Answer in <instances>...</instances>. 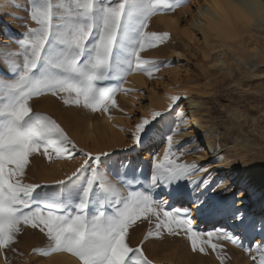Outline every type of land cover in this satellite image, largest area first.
Listing matches in <instances>:
<instances>
[{
    "label": "snow or ice",
    "instance_id": "obj_1",
    "mask_svg": "<svg viewBox=\"0 0 264 264\" xmlns=\"http://www.w3.org/2000/svg\"><path fill=\"white\" fill-rule=\"evenodd\" d=\"M186 2L28 0V19L34 26L25 24L26 31L19 36L7 25L0 27L16 45L13 49L0 44V257L4 264H12L9 252L23 256L16 245L29 229H38L45 238L44 245L32 249L33 255L63 254L74 258V264H155L146 245L167 238L186 240L193 253H216L220 264L230 259L223 243L228 242L242 248L251 264H264V218L257 220L233 209L231 230L223 225L212 230L195 226L196 216L206 211L202 189L210 184V174L201 177L200 173H207L205 166L181 159L202 148L186 149L174 140L181 124L188 130L183 112L175 111L181 94L169 95L164 112L153 110L129 133L130 147L144 148L159 135L155 124L165 114L173 116L162 137V154L149 149V172L139 169V175L131 177L130 162L121 164L123 173L114 170L108 163L112 153L94 154L78 147L56 119L33 107L35 98L50 95L64 105L107 115L109 121L114 119L113 110L124 113L118 95L139 91L124 87L128 76L142 73L154 80L161 68L171 66V61L142 56L171 39L169 31L150 30L151 21ZM209 8L229 24L233 16L264 19V0H240L230 7L212 0ZM186 143L198 140L193 136ZM38 158L50 164L77 158L82 162L63 179L28 182L26 170ZM176 199L186 203L176 206L172 203ZM144 224L147 231L132 245V232Z\"/></svg>",
    "mask_w": 264,
    "mask_h": 264
},
{
    "label": "rangeland",
    "instance_id": "obj_2",
    "mask_svg": "<svg viewBox=\"0 0 264 264\" xmlns=\"http://www.w3.org/2000/svg\"><path fill=\"white\" fill-rule=\"evenodd\" d=\"M193 2L194 0H187L184 6L176 9L175 12L155 17L151 21L150 30L169 31L171 39L156 49L146 50L142 56L161 62L171 61V66L161 68L160 72L155 73L157 78L154 80L142 73L128 76V85L125 84L124 87L139 91L130 92L126 95L127 99L122 98V93L118 95L117 102L127 115L118 110L112 111L111 114L116 120L112 131L104 125V115L79 110L76 106H65L59 99L56 100L59 109H55V104L52 107L51 103L40 102L48 101L50 95L35 98L33 107L56 119L78 147L94 154L99 151L112 153L108 163L114 170L123 173L124 168L121 164L128 165L130 162L127 175L131 177L134 174L139 175V169H143L145 174L149 172L151 158L145 155L148 149L162 154L165 146L162 137L168 125L173 122V116L165 114L164 119L155 124L159 135H156L154 142L146 143L144 148L130 147L132 141L129 133L134 129V125L143 117L150 118L153 110L164 112L163 107L168 104L169 95L190 91L199 103L206 125V135L215 147V154L211 155L203 149L204 146H198L203 149L198 153L206 159V162L198 165L207 168V173L200 174L203 176L210 174L209 186L212 191L214 189L216 198H227L226 204L231 205L232 210H239L246 216L259 220L263 218L264 185L258 184L255 175L245 176V172L259 168L262 171L259 180L264 182V26L258 28L251 25L248 33L242 38L243 41L239 40L236 44L229 42L232 47L229 44L228 47L222 46V48L216 46L206 57L204 52L198 49L201 45V42H198L199 37L195 36L192 40H188L183 33L187 29ZM27 7L28 0H0V27L7 25L12 34L19 36L26 31L25 24L34 26L28 19ZM170 18L177 21L175 31L168 23ZM164 21L167 22V26ZM0 44L16 48L3 30H0ZM219 60L224 61L226 67L218 64ZM177 103L178 108L175 111L183 112L188 121L187 133H191L185 97L181 96V100ZM51 111H54V115ZM89 121L93 125L91 132L87 130ZM183 126L185 127L184 124ZM190 138L192 135L185 137L183 131L174 136L178 146L183 145L185 148H187L186 141ZM194 155L192 152L181 159L187 163H196ZM81 162L82 160L77 158L50 164L47 160L38 158L33 160L32 166L26 170L28 182L43 183L63 179ZM217 163L222 165V172L213 169ZM180 200L176 199L172 203L179 206ZM254 200L260 202L258 207L254 205ZM225 216L223 218L230 220L229 215ZM195 226L198 230H209L203 229L202 222H196ZM220 226L221 224H216L214 227ZM147 228L148 225L144 224L132 232V245H136L142 239ZM44 242L45 238L38 229L27 230L20 236L16 245L23 256L8 253L12 264L49 262L56 255L41 258L39 254L32 253L34 247H40ZM248 242V238H245V243ZM223 243L224 251L230 258L225 260V264H251L249 256L242 248L228 242ZM146 250L155 264H220L216 253L208 255L193 253L190 244L180 238H167L163 242L147 243ZM0 264H4L2 257Z\"/></svg>",
    "mask_w": 264,
    "mask_h": 264
},
{
    "label": "bare ground",
    "instance_id": "obj_3",
    "mask_svg": "<svg viewBox=\"0 0 264 264\" xmlns=\"http://www.w3.org/2000/svg\"><path fill=\"white\" fill-rule=\"evenodd\" d=\"M211 3H212V0H207V3L205 2V0H194V2L192 3L190 7V16H189L190 18L187 22V29L185 32H183L188 40H192L195 36L199 37L198 42H201V45L198 47V49L202 50L206 57L209 56L211 51L213 52L216 46H220V48H222V46L228 47L229 45H231L229 42H233L234 44H236L238 43L239 40L243 41L242 38L248 33L249 29L251 28V25L252 26L255 25L258 28H261L264 26V19H261L259 16L252 17L250 15H241L239 16V18H237L236 16H233L232 23L229 24L225 19L218 18L216 16L213 10L214 6H213V9L209 8V5ZM222 3L225 6L230 7L231 5L240 3V0H222ZM164 23H166V26L168 25L167 22L164 21ZM168 23L169 25H171L174 31L177 29L178 24L175 19L170 18ZM210 23L214 25V28H209ZM230 47H232V45ZM177 55L180 56V54H177ZM239 58L242 59L243 57L240 56ZM219 63L222 65V67H226V64L224 61L219 60L218 64ZM122 96H123L122 97L123 99H127L125 94L122 93ZM181 96L185 97V100H186V107H187L186 109L189 111L188 114H189V120L191 124L190 128L192 132L187 133V131H184L183 124H181L180 127L182 131L184 132L185 137L186 136L190 137L191 135L192 137L195 136L199 143V145L198 143L187 144L186 147L188 149H193L198 146L200 147L204 146L203 149L207 150V154H211V155L215 154V147L213 144L210 143L208 136L206 135V131H205L206 125L204 122L203 113L199 109V103L196 101V97L194 96L193 93H190V91L182 93ZM57 99L58 98L51 96L50 99H48L49 102L47 100L46 101L39 100V101L43 103L44 102L49 103V104L51 103L50 105L54 107L58 102L56 101ZM36 103H38V101ZM58 107L59 105L58 106L56 105L55 109H59ZM163 108L165 111L167 108V105L165 104V107ZM51 112L53 114L54 111H51ZM103 119H104L103 120L104 125H106V127L110 131H112V128L114 127L113 125L116 123V120L113 119L109 121L107 118V115H104ZM91 123L92 122L90 121L88 122V126H87L88 132L93 126ZM194 154H195L194 158L196 159V164H201L203 162H206L205 157L201 155V153L194 152ZM145 155L147 158H151L149 149L146 151ZM213 169L214 170L217 169L219 172H222L223 168H222V165H220V163H217L216 167H214ZM261 172L262 171L259 168H254L253 170H246L245 176L255 175L256 181L258 182V184L264 185V182L259 180V176ZM199 175L203 177V175L201 174ZM202 191L204 192V196L202 198L205 199L207 202L206 211L196 216V222H202L203 229L212 230L216 224H221L224 227L229 228V230H231L230 220H227V218H223L225 215H229L230 210H232L231 205L227 206L226 204L227 198H222V197L216 198L214 192L210 189L209 185L206 188H203ZM254 201H255L254 205L258 207L260 202H257L256 200ZM178 203H180L179 204L180 206L182 203H186V200L181 199L180 202ZM262 216L264 218V211L262 213ZM57 261H62L63 264H74V258H70L69 256L63 255V254L56 255L55 257L51 258V260L47 262L46 264H57Z\"/></svg>",
    "mask_w": 264,
    "mask_h": 264
}]
</instances>
